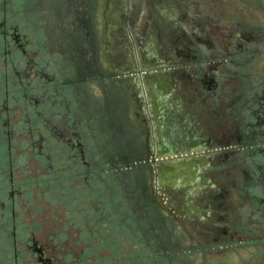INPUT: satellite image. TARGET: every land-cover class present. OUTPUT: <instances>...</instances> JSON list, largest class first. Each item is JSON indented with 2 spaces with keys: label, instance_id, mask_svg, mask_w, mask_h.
Masks as SVG:
<instances>
[{
  "label": "flooded vegetation",
  "instance_id": "flooded-vegetation-1",
  "mask_svg": "<svg viewBox=\"0 0 264 264\" xmlns=\"http://www.w3.org/2000/svg\"><path fill=\"white\" fill-rule=\"evenodd\" d=\"M207 1L0 0V264H264V5Z\"/></svg>",
  "mask_w": 264,
  "mask_h": 264
},
{
  "label": "rangeland",
  "instance_id": "rangeland-1",
  "mask_svg": "<svg viewBox=\"0 0 264 264\" xmlns=\"http://www.w3.org/2000/svg\"><path fill=\"white\" fill-rule=\"evenodd\" d=\"M253 1V0H251ZM256 1V0H255ZM261 4L264 5V0H258ZM208 3L212 4L213 6V10L214 11H219V9L221 8H227V7H231L232 5H234V7H237V8H242L243 6H246L247 4H249L248 0H208L207 1ZM234 7L232 8H229L230 10L233 9ZM255 9H258L255 4L253 6ZM250 9H252V6L250 7ZM260 9V8H259ZM259 12V14H258ZM257 15H259L260 18H262L261 16V10H258L257 11ZM229 16V15H228ZM227 16V17H228Z\"/></svg>",
  "mask_w": 264,
  "mask_h": 264
},
{
  "label": "bare ground",
  "instance_id": "bare-ground-1",
  "mask_svg": "<svg viewBox=\"0 0 264 264\" xmlns=\"http://www.w3.org/2000/svg\"><path fill=\"white\" fill-rule=\"evenodd\" d=\"M139 7V6H138Z\"/></svg>",
  "mask_w": 264,
  "mask_h": 264
}]
</instances>
